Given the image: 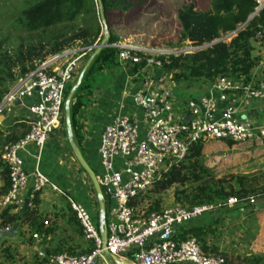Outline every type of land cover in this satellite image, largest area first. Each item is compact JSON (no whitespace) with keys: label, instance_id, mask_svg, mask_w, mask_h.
<instances>
[{"label":"built area","instance_id":"2783aa9c","mask_svg":"<svg viewBox=\"0 0 264 264\" xmlns=\"http://www.w3.org/2000/svg\"><path fill=\"white\" fill-rule=\"evenodd\" d=\"M255 1L256 12L264 9V0ZM242 29L226 34L221 40L231 42ZM254 42L259 48V65L248 81L218 77L203 94L188 98L185 109L178 105L171 89L158 88L156 76L163 66L159 56L187 52L150 50L132 40L114 45L124 71L142 62L145 66L129 76L136 84L130 97L139 113L117 116L104 129L100 140L97 178L106 206V250L111 255L133 264H228L223 256L206 254L196 238L180 241L176 235L205 213L254 207L258 198L241 202L231 197L224 204L193 209L175 205L149 214L133 208L130 202L146 195L173 165L183 161L194 143L228 139L244 144L264 138V29L257 32ZM68 52L71 57L62 68H50L53 58L42 63L13 84L0 105L3 116L20 101L28 112L30 126L22 140L4 149L2 161L9 170L10 187L0 202V211L10 206L19 208L31 181L33 195L46 187L62 193L41 173L29 175L20 154L32 146L41 154L52 135L65 126V101L86 57L78 51ZM224 96L229 104L223 108ZM68 201L93 251L78 256L53 255L45 264H96L98 259H105L98 224L79 201L71 197ZM32 238L41 240L38 233Z\"/></svg>","mask_w":264,"mask_h":264},{"label":"trees","instance_id":"16d2710c","mask_svg":"<svg viewBox=\"0 0 264 264\" xmlns=\"http://www.w3.org/2000/svg\"><path fill=\"white\" fill-rule=\"evenodd\" d=\"M7 1L10 0H0V22L15 33L0 37V105L10 87L36 71L42 63L68 51L81 52L86 54L85 59H88L104 36V25L97 0H11L10 9L3 5ZM101 1L110 34L109 46L94 59L71 105L72 128L81 150L82 135L78 118L82 110L91 104L98 78L104 70L112 67L124 70L119 64V50L114 45L126 40L134 42L130 37L143 35L142 29L151 22L149 18L146 19L147 24L138 27L142 32L134 34H131L132 29L127 26L128 17L133 16L135 12L149 16L147 12L152 0ZM257 6L255 0H183L182 6L176 11L179 22L176 42L168 45L172 49H179L189 43L196 50L159 56L163 66L157 70L156 76L158 80L164 77L171 79L175 85V97L184 107L182 109H185L187 99L194 96L192 93H178L179 86L183 84H200L204 91L218 77L243 78L246 81L250 79L252 72L259 65V57L254 55V38L260 29H264V9L248 22L256 14ZM242 27L231 42L221 40L226 34ZM13 37L15 43L12 42ZM135 44L141 45L138 42ZM151 44L155 46L154 42ZM141 46L145 47L144 43ZM144 66L145 63L142 62L125 72L133 76ZM2 126L0 176L6 182L3 189V194H6L10 179L9 170L2 161L4 149L8 144L22 140L29 133L30 126L28 120H18L11 126L4 121ZM211 143L223 144L228 150H239L241 153L254 148L264 149V138L244 144L228 139L194 143L183 161L173 165L146 195L134 198L130 206L138 210L144 209L149 196L162 195L170 190L175 192V202L186 209L208 204H224L231 197H236L241 202H246L250 197L258 198V202L263 200L264 170L249 174L230 171L219 178L207 157L206 148ZM211 155L212 153L209 155L210 159ZM39 194L40 192L34 194L31 200L33 208L24 215L16 212L17 207L4 209L0 213V230L20 222L21 235L23 226L27 225L30 232L48 237L52 229L38 216ZM161 205L159 199L150 202L144 210L149 214L161 210ZM213 234L211 227H189L182 229L176 238L180 241L196 238L206 254L223 256L228 264H260L263 261L260 256L241 258L221 253L217 246L207 242L209 235ZM92 251L93 248L90 249V252ZM63 252L60 249L50 255ZM12 257L13 254L9 252L6 243L3 244L0 249V264H3L1 259L9 260ZM47 260L48 256L36 257L33 264H45Z\"/></svg>","mask_w":264,"mask_h":264},{"label":"crops","instance_id":"0c3cea01","mask_svg":"<svg viewBox=\"0 0 264 264\" xmlns=\"http://www.w3.org/2000/svg\"><path fill=\"white\" fill-rule=\"evenodd\" d=\"M70 57L71 54L66 52L53 58L50 68L52 70L62 68ZM89 58L81 62L78 77L72 87L76 85ZM101 75L96 82L91 104L82 110L78 118L82 135V152L95 170L99 168V147L104 129L119 115L139 113L130 97L136 89V84L129 78L130 75L120 67L104 70ZM169 80L171 81L170 78L165 77L159 80L158 88H169L175 95V85ZM203 93L202 89L197 95ZM222 99L221 106L224 108L229 103L225 96ZM28 118L25 107L16 104L8 109L3 116H0V127H3L2 122L4 121L8 126H11L15 125L18 120H28ZM216 147L228 150L223 144L218 143L209 144L206 150H216ZM208 151L207 157L210 164L214 160L212 158L210 160ZM20 157L24 161L25 169L29 175L33 176L36 172L41 173L64 195L53 191L50 187H46L40 192V204L37 207L38 216L44 219L48 227L52 229V233L48 237L39 234L41 240L38 242L32 238L36 233L30 232L27 225L23 226L22 241L6 243L9 252L13 254L12 259H1V262L3 264H33L36 257L45 258L48 256L49 259L53 256L50 254L60 249L64 251L63 253L75 256L91 253L90 249L94 247L84 238L68 198L76 197L83 206L90 210L97 224L99 223L98 203L89 178L79 167L69 147L66 124L64 130L62 127L52 135L41 154L38 153L36 147L32 146L21 152ZM230 159L236 160L237 163L233 162L234 165L245 159L248 169L246 174L264 170V149L262 148L247 150L240 156L230 157ZM233 168L235 171L243 173L244 168L231 167L230 169ZM32 185L33 181L23 194L22 204L16 210L20 215H24L21 213L25 200L30 201L27 212L33 208L31 200L34 195L30 189ZM5 187L6 182L0 176V202L6 195L3 194ZM190 227H211L214 234L207 238L209 245H215L221 253L233 257L260 256L263 258L260 264H264V199L254 207L242 206L232 210L221 209L217 212L205 213L196 219ZM119 259L123 264H133L126 259ZM96 264L112 263L105 257V259H98Z\"/></svg>","mask_w":264,"mask_h":264},{"label":"rangeland","instance_id":"374dc122","mask_svg":"<svg viewBox=\"0 0 264 264\" xmlns=\"http://www.w3.org/2000/svg\"><path fill=\"white\" fill-rule=\"evenodd\" d=\"M11 0L7 1L5 4L6 8L10 9L9 6H12ZM183 4V0H152L151 5L148 9L147 14L149 16H142L140 13L135 12L134 15L128 17L127 26L128 28L132 29L131 34L142 32L143 35L140 34L138 36L130 37L134 40V42H138L139 44L143 45L150 50L155 51H184L187 53L193 52L195 48L190 46L189 44L182 46L181 48H175L172 49L168 43L176 42V38L179 32V22L176 18V11L178 8H180ZM154 14L155 17L153 16ZM149 18V21H151L149 24H147V20ZM147 24L146 28H143L142 31L138 28L143 26L144 24ZM4 23L0 22V37H5L10 34H14L15 32L11 31L9 27H6V25H3ZM129 38V39H130ZM12 42L15 43L14 37L12 38ZM155 44V46H152L151 43ZM152 46V47H151ZM254 55L258 56L259 54V48L254 43ZM168 81V80H167ZM169 82H171L169 80ZM178 93H187V94H194L197 95L199 91H201L203 88L196 84H183L182 86H179ZM198 92V93H197ZM196 93V94H195ZM177 98V97H176ZM178 101V104L181 108H184L181 106L182 102ZM65 126L63 127L64 130ZM209 153H212V159L213 162L210 163L212 165L211 167L216 171L219 178L227 175L228 173L233 172L237 173L235 171V168L230 169L231 167L236 168H244L243 173H247L248 169L246 166V160L243 159L242 162H239L238 164L234 165L236 160L230 159V157H237L241 155V151L237 150H222L219 147H216V150H209ZM211 160V159H210ZM237 163V162H236ZM96 173H98V170H95ZM174 190H170L165 192L162 195H151L145 202V206L147 207L150 202H155L157 200H161V208H171L175 205H179L175 202L174 197ZM75 201H78L76 197H71ZM144 207V209L146 208ZM97 209V208H96ZM144 209H140L144 210ZM96 214V213H95Z\"/></svg>","mask_w":264,"mask_h":264},{"label":"water","instance_id":"95a60500","mask_svg":"<svg viewBox=\"0 0 264 264\" xmlns=\"http://www.w3.org/2000/svg\"><path fill=\"white\" fill-rule=\"evenodd\" d=\"M98 6H99V11H100V17L101 21L104 25V36L102 41L100 42L99 45L96 46L95 51L91 54L89 60L87 61L85 67L83 68L77 83L72 89L70 90L66 101H65V107H64V112H65V124H66V129H67V141L69 144V147L73 153V156L75 157L79 167L83 170V172L87 175L89 178L93 190L95 192L96 198H97V203H98V219H99V232H100V237L102 240V248L104 249V256L112 263V264H123L121 263L120 259L111 255L107 250H106V242H107V230H106V206H105V201H104V196L102 193V189L100 187V184L98 182L97 178V173L95 169L89 164L87 159L85 158L82 150L78 146L75 137H74V132L72 128V120H71V105H72V100L75 96L76 91L80 87L83 78L85 76V73L87 70L90 68L91 64L93 63L94 59L100 54V52L109 46V41H110V34L108 31V28L106 26V21H105V16H104V11H103V6H102V1L97 0ZM261 11V10H260ZM256 12L254 16H252L248 22L253 20L255 16L260 12ZM16 104H20V101H17ZM30 205L29 200H25L24 202V207L22 210L21 214H25L27 212V209ZM20 228H21V223L17 222L15 223L12 227H10L9 230H0V249L3 244H11V243H17L21 242V233H20Z\"/></svg>","mask_w":264,"mask_h":264}]
</instances>
